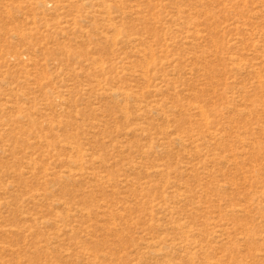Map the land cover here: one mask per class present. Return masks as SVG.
<instances>
[{
	"label": "rangeland",
	"instance_id": "rangeland-1",
	"mask_svg": "<svg viewBox=\"0 0 264 264\" xmlns=\"http://www.w3.org/2000/svg\"><path fill=\"white\" fill-rule=\"evenodd\" d=\"M0 264H264V0H0Z\"/></svg>",
	"mask_w": 264,
	"mask_h": 264
},
{
	"label": "bare ground",
	"instance_id": "bare-ground-1",
	"mask_svg": "<svg viewBox=\"0 0 264 264\" xmlns=\"http://www.w3.org/2000/svg\"><path fill=\"white\" fill-rule=\"evenodd\" d=\"M129 117V116H128Z\"/></svg>",
	"mask_w": 264,
	"mask_h": 264
}]
</instances>
